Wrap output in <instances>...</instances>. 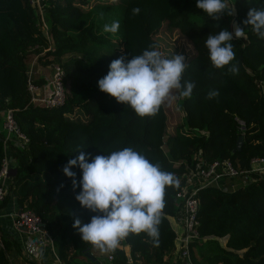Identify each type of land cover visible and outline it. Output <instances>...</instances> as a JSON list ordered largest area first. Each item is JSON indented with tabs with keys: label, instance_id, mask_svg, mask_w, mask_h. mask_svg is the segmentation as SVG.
I'll list each match as a JSON object with an SVG mask.
<instances>
[{
	"label": "trees",
	"instance_id": "obj_1",
	"mask_svg": "<svg viewBox=\"0 0 264 264\" xmlns=\"http://www.w3.org/2000/svg\"><path fill=\"white\" fill-rule=\"evenodd\" d=\"M114 3L122 5L120 17L115 18L120 23L116 37L99 31L90 17L96 6ZM228 3L233 14H224L217 22L196 8V0H46L47 40L28 0H0V119L11 107L18 128L28 138L24 147L6 142L15 170L6 180L0 207L12 194L18 206L38 214L62 264H93L84 251L95 246L81 239L73 223L79 219L81 225L87 224L97 213L79 205L75 195L80 188L74 191L71 179L62 172L67 161L79 154L76 150L83 148L94 157L131 147L179 180L178 186H166L158 237L130 233L115 250L107 251L115 264H160L174 253V193L186 183L185 174L194 164L228 157L246 165L252 156L264 155V40L242 23L249 8L264 9V0ZM136 7L140 12L133 15ZM233 21L246 34L231 41L236 74L229 71L231 64L213 67L205 46L209 34L233 31ZM150 45H157L167 58L184 55L188 67L182 82H195L191 98H181L183 119L171 132L166 131L162 105L156 115L142 118L101 92L97 84L111 61L121 55L131 59ZM101 50L107 54L98 55ZM65 53L72 54L60 59ZM32 55L33 68L61 66V104L48 108L28 102L27 66ZM33 68L30 80L42 83L43 77L33 74ZM212 90H218L219 96L208 99ZM235 117L242 120V129ZM3 135L0 131V160ZM238 136L241 143L235 149ZM71 170L79 181V168ZM196 194L200 238L189 244L194 263L264 264V175L233 188L206 185ZM24 260L19 240L0 230V264Z\"/></svg>",
	"mask_w": 264,
	"mask_h": 264
},
{
	"label": "clouds",
	"instance_id": "obj_2",
	"mask_svg": "<svg viewBox=\"0 0 264 264\" xmlns=\"http://www.w3.org/2000/svg\"><path fill=\"white\" fill-rule=\"evenodd\" d=\"M195 6L217 22L222 15L234 12L228 0H196ZM139 12L138 7L132 9L133 15ZM242 23L251 26L257 37L264 40V9L249 8ZM119 27L117 20L105 24L104 31L116 33ZM245 35L244 28L235 21L233 31L221 29L217 34H209L205 46L213 67L230 65L235 59L231 41ZM187 67L184 55L172 54L167 58L157 45H150L131 59L121 55L111 61L109 71L97 84L101 92L127 104L138 116H154L173 90L182 98H191L195 82H182ZM229 71L236 74L238 68L231 64ZM218 96V90H212L207 98ZM82 149L76 150L79 154L62 168L63 174L71 179L73 190L80 188L75 200L81 207L97 213L87 224L74 220L73 227L78 229L81 239L104 252L115 250L130 233L144 232L156 239L166 186L179 185L175 174L162 170L159 163L150 162L131 147L94 157ZM74 167L81 172L79 181L71 170Z\"/></svg>",
	"mask_w": 264,
	"mask_h": 264
},
{
	"label": "built area",
	"instance_id": "obj_3",
	"mask_svg": "<svg viewBox=\"0 0 264 264\" xmlns=\"http://www.w3.org/2000/svg\"><path fill=\"white\" fill-rule=\"evenodd\" d=\"M36 15L37 26L45 38H49V21L46 14V0H28ZM35 55H32L27 66L26 89L29 95L28 102L39 104L44 107H55L62 103L63 86L61 78L63 70L58 63L52 64L51 73L44 83L37 84L30 80ZM263 89L264 87L261 86ZM238 128L242 129V120L235 117ZM4 135L2 138L3 156L0 160V202L6 193V180L11 173V160L6 152V142L14 141L19 147H24L28 138L18 128L13 117L12 108L6 107L1 120ZM264 175V155H255L249 158L246 165L233 163L228 157L204 161L194 164L187 170L186 183H184L174 193L177 209L173 214L172 221L175 230V251L174 255L180 264H195L191 257L190 242L200 238L197 230V209L198 198L197 189L206 185L216 187L233 188L237 184L245 185L253 181L257 176ZM1 210V207H0ZM11 226L15 229L23 230L27 237L22 243L23 251L36 257L45 247L50 249L54 259L58 264H62L57 258L51 235L44 228L41 218L32 209L25 206H18L17 211L9 214ZM36 244V246H34ZM40 246V247H39ZM99 264H115L112 262V254L107 252ZM161 264V263H160Z\"/></svg>",
	"mask_w": 264,
	"mask_h": 264
},
{
	"label": "rangeland",
	"instance_id": "obj_4",
	"mask_svg": "<svg viewBox=\"0 0 264 264\" xmlns=\"http://www.w3.org/2000/svg\"><path fill=\"white\" fill-rule=\"evenodd\" d=\"M121 7L122 5L120 3H114V4H106V5H98L95 9L92 10V13L90 15L91 19H94V23L96 26H98L99 31L104 30L105 24H111L112 22L116 21L115 18H119L121 14ZM97 9V10H96ZM100 12V13H99ZM101 14V15H100ZM86 20L83 21V23ZM101 22L100 24L98 22ZM80 25V24H79ZM109 36H117L119 35V29L116 33H109ZM180 42L184 44L185 47H189V44L186 43V41L181 38ZM189 52V50H188ZM72 53H65L61 55L60 59H64L66 56L70 55ZM79 57L81 56L80 53H75ZM98 55H106L107 52L101 50L97 52ZM53 58V57H52ZM82 58V56H81ZM47 67V66H45ZM181 98L179 96V92L177 90H173L172 94L165 100V102L162 104L163 110L166 115V131L171 132L172 127L174 124L180 122L183 119V111L180 107V101ZM1 119H0V126H1ZM0 131L4 133V128L0 127ZM93 254L96 256L98 260L102 259L105 255L104 251H101L97 247H95Z\"/></svg>",
	"mask_w": 264,
	"mask_h": 264
},
{
	"label": "crops",
	"instance_id": "obj_5",
	"mask_svg": "<svg viewBox=\"0 0 264 264\" xmlns=\"http://www.w3.org/2000/svg\"><path fill=\"white\" fill-rule=\"evenodd\" d=\"M50 73H51V69L49 67H45L40 64L39 65L37 64L34 66L33 74L43 77L44 80L42 81V83H44L45 79L50 76ZM17 209H18V205L16 204L15 197L14 195L11 194L6 204L0 210V230L10 232L12 235H14L19 240L20 253H21V256L25 259L24 262H21L19 264H29V262H27L26 260L33 262V264H58L57 261L54 259L52 252L47 247H45L44 249L42 248L41 252L36 257H33L23 251L24 249H22V243L27 237L31 235L26 234L23 230L12 228L11 218L9 217V214L17 211ZM171 224L173 225V223ZM34 246H36V244H34ZM123 248L127 252V249H128L127 245L124 246ZM94 249L95 247H93L91 250L92 254H93ZM193 250L194 252H196V247L195 248L193 247ZM106 253L107 252H105V254ZM161 264H180V262L177 261V258L175 257L174 254H171V255L166 256L165 260L161 262Z\"/></svg>",
	"mask_w": 264,
	"mask_h": 264
},
{
	"label": "water",
	"instance_id": "obj_6",
	"mask_svg": "<svg viewBox=\"0 0 264 264\" xmlns=\"http://www.w3.org/2000/svg\"><path fill=\"white\" fill-rule=\"evenodd\" d=\"M32 68H33V67H32ZM33 69H34V68H33ZM240 143H241V136H238V137H237V140H236V144H235V149H238V148H239ZM14 170H15V168L12 166V167H11V173H10V174H12ZM84 255H85L86 258H87L88 260H90L93 264H99V261H98V260L95 258V256H94L91 252H89L88 250H85V251H84Z\"/></svg>",
	"mask_w": 264,
	"mask_h": 264
}]
</instances>
